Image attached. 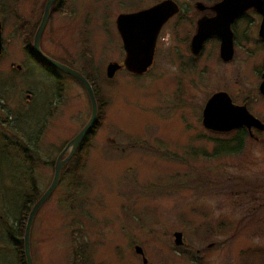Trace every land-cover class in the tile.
Returning <instances> with one entry per match:
<instances>
[{
	"label": "rangeland",
	"instance_id": "374dc122",
	"mask_svg": "<svg viewBox=\"0 0 264 264\" xmlns=\"http://www.w3.org/2000/svg\"><path fill=\"white\" fill-rule=\"evenodd\" d=\"M157 1L51 5L42 51L89 74L105 104L33 217V264H264V140L247 138L240 151L225 153L217 140L233 145L232 134L201 123L209 94L250 83L261 52L246 60L238 49L228 66L201 57L195 68L181 67L203 13L194 2L214 0H176L186 12L161 27L149 68L133 75L122 67L107 77V64L125 55L117 15ZM45 2L0 0V264H18L7 230L32 186L40 194L47 188L60 150L91 112L79 81L36 63L23 47Z\"/></svg>",
	"mask_w": 264,
	"mask_h": 264
},
{
	"label": "water",
	"instance_id": "95a60500",
	"mask_svg": "<svg viewBox=\"0 0 264 264\" xmlns=\"http://www.w3.org/2000/svg\"><path fill=\"white\" fill-rule=\"evenodd\" d=\"M54 1L56 0H46L44 4L42 16L32 38V49L41 60L70 74L82 84L90 101L91 112L85 124L67 142L63 150L57 156L54 163L51 182L42 192L40 197L33 203L28 213L22 238L23 255L26 264H33L29 245V234L33 217L38 208L43 204L57 185L62 166L70 159L84 136L93 127L98 110L97 100L89 80L78 70L43 52L40 47L41 35L48 21L50 8ZM250 6L255 7L263 16L259 33L264 38V0H220L213 6L216 11L215 16L211 18L203 17L198 21L197 31L191 41L192 51L197 53L200 50L204 39L208 35L215 33L219 34L222 38V54L230 52L231 40L228 24L234 16ZM177 11L178 6L175 1L161 0L144 9L130 13H119L115 21L125 51V57L122 64L118 62H109L107 64V77H113L115 72L121 68L122 65L134 74L145 72L152 63L155 42L161 26ZM1 50L2 38L0 23V53ZM224 57V59L228 58V56ZM202 124L204 127L214 131H228L242 124L247 126L254 125L260 129H264V124L259 119L249 113L244 106L232 104L230 97L222 91L212 94L206 101L202 110ZM67 150H69L68 154L62 158L63 153ZM173 235L174 243L177 245L181 244V232L175 231ZM135 250L136 252L143 254L141 246L135 245ZM143 260L144 262L146 261L145 258H143Z\"/></svg>",
	"mask_w": 264,
	"mask_h": 264
},
{
	"label": "flooded vegetation",
	"instance_id": "af4514ba",
	"mask_svg": "<svg viewBox=\"0 0 264 264\" xmlns=\"http://www.w3.org/2000/svg\"><path fill=\"white\" fill-rule=\"evenodd\" d=\"M173 1L176 2L178 6V11L175 14H173L171 17H169L167 21L171 19L172 17H174L175 15H178L180 11H182L183 13L186 12L184 11L183 8L179 6V3L176 0H173ZM219 1L220 0H214L207 4L203 3L202 1L194 2L195 10L197 12H203V13L195 19V31L191 35L190 40H189V46L187 47L191 54H188V56L186 57V60H184L181 56H179L181 59V64H182L181 67L190 66V64L194 66L195 62H197L198 59L201 57H204L207 61L213 62L216 65H218L219 63L220 64L231 63L235 59L236 54L238 53V49H241L242 53L245 54V56L241 58L246 59V60L252 54L261 52L260 65L257 69L252 71L254 73V76L252 80L250 79L251 80L250 83H244V85H238L235 90H231L230 87L216 88L209 94L208 98L216 92H220V91L225 92L230 97L232 104L237 105V106H244L249 113H251L255 118L259 119L264 124V38L259 33L262 18H263L262 14L255 7L250 6L246 8L245 10L241 11L240 13H238L236 16H234L230 20L228 24V30L230 32V40H231V44H230L231 51L230 52L228 53L226 52L222 54V51H221L222 38L219 34H215V33L208 35L204 39V41L201 44V48L197 53H194L192 51L191 41H192L194 34L197 31L198 21L203 17L211 18L215 16L216 11L214 10L213 6ZM55 4L58 7V5L62 4V0H56ZM141 9H144V8H141ZM130 12H134V11H130ZM130 12H123V13H130ZM184 16L186 19L188 16V13H186ZM155 45H156V42H155ZM23 47L25 48V44L23 45ZM31 47H32V43H31ZM206 48H207V51H206ZM154 50H155V47H154ZM26 52H27V55L31 57L30 53L28 51ZM224 56H228V58L224 59L225 58ZM228 65L229 64L224 65V66H228ZM17 67L19 68L20 66L18 65ZM202 67L203 68L199 66V71L207 70L217 77L222 72V71L218 72V70L212 69V67H209L207 64H203ZM193 68H195V66ZM235 68L237 69L238 65H235ZM238 74H239V71H236V75ZM216 133L218 134L231 133L232 138H233L232 141H239L238 139L241 138L240 140L242 141V143L247 138H251L255 141L264 140V129H260L254 125L247 126L245 124H242L229 131H225V132L216 131ZM65 145L63 146V148L65 147ZM63 148L60 150V152L63 150ZM75 151L73 152L72 155L75 154ZM68 152L69 151H65L62 157L67 155Z\"/></svg>",
	"mask_w": 264,
	"mask_h": 264
},
{
	"label": "trees",
	"instance_id": "16d2710c",
	"mask_svg": "<svg viewBox=\"0 0 264 264\" xmlns=\"http://www.w3.org/2000/svg\"><path fill=\"white\" fill-rule=\"evenodd\" d=\"M25 43V49L30 53L31 57L41 66L45 67V66H50L48 65L46 62H44L43 60H41L33 51L32 47H31V42L29 39V42L27 41V39H25L24 41ZM85 77L89 80V82L91 83L93 90H94V94L98 103V108L103 107L104 106V102L101 101V94L99 93L98 88L96 87V84L94 82V80L92 79V77L89 74H84ZM102 118V112L100 111V109H98V113H97V117L94 123V126L91 130V133L95 131V129L97 128V124L100 123V119ZM89 139V135H87L84 140L81 142L80 145V149L85 145L86 141H88ZM233 140V138H231ZM241 139V138H240ZM238 139L239 141H232L230 142V139L225 141L223 139H219L217 140V144L221 145L222 147V152H232V151H240V149L242 148V141ZM219 153V152H217ZM40 193L35 190V188L32 186V190L30 192V194L28 195L27 199L25 200L24 205L21 208L20 211V216L19 219L17 220V224L16 226H14L13 228H10L7 230V236L8 238H10V240L12 241L13 245L15 246L18 254H17V261L18 264H26L25 263V258L23 255V243H22V238L20 237L22 235L23 229L25 227V223H26V219L28 216V213L33 205V203L40 197Z\"/></svg>",
	"mask_w": 264,
	"mask_h": 264
}]
</instances>
